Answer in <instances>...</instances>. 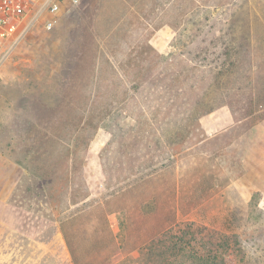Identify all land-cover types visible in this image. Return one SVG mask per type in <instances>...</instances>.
<instances>
[{"label":"rangeland","instance_id":"1","mask_svg":"<svg viewBox=\"0 0 264 264\" xmlns=\"http://www.w3.org/2000/svg\"><path fill=\"white\" fill-rule=\"evenodd\" d=\"M99 5L100 0H82L78 5H63L58 13V22L50 31L44 27V16L39 17L38 21H32L31 29L23 41L16 47L7 48L6 61L0 68V173L6 171L8 183L19 186L14 194L17 199L42 203L39 206L40 212L49 217V223L57 222L60 230V222L72 209L71 206L67 209L69 182L66 172L60 168L55 180L50 177L45 180V177L33 175L24 162L26 139L29 134L28 139H32L34 127L44 129L50 125L58 111H63L64 120H67L68 116L72 117L67 116V112H70V109L76 110L73 107H80L81 113L88 109L105 107L104 101H97L90 108V104L84 105L86 100L81 98L82 94L91 95L95 91L91 85L84 83L88 73L84 69V58L88 56L87 33L93 29ZM140 9L141 17H133L127 13V17L132 16L131 19H135V23H130V35L126 34L124 37L126 39L120 52L105 55L106 59L115 63L130 62L132 85L127 88L112 86L109 94L127 89L130 95H138V98L142 99L147 113L157 105L149 100L146 102L144 95H140L136 88L142 71L139 74L134 70V64L143 58L145 63L150 62L151 65L156 60L160 63L158 59L153 58L151 51L147 50L144 55L140 53L141 41L148 31H153L148 42L157 55L178 59V64L190 62L203 69L210 67L219 70L220 65L224 63L229 67L236 57L234 49L240 51L241 41H244L247 53L236 57L238 59L234 61L237 62L235 70L239 77L250 78L251 89H244L236 100H227L231 106L234 105L236 114L233 115L230 108L225 106L203 117L195 127L184 125L181 129L182 138H178L179 141L177 142V139L173 146H169L164 138L154 148L147 149V157L143 154L136 161L137 164L142 162L147 165H144V170L139 167L134 169L129 179L131 186H137L144 181L147 190L158 194V206L164 208L166 214L174 208L177 198L185 190H181L180 178L184 176V181L187 179L191 171V161L188 165L189 158L186 157L181 160L182 166L176 162L177 156L168 160L164 153L159 152L187 149L197 157V150L202 146L209 153L219 152L221 156L210 162L212 165L223 166L226 173L231 172V182L209 197H206L207 194L202 196L186 215L182 212L181 204L177 203V220L179 223L183 222L182 224L194 225L191 233L197 231L199 234L203 233L202 235L217 233L234 236L236 242L231 243L233 255L227 264H264V121L254 127L250 126L249 121L239 122L244 118L249 98L252 99L264 88V0H143ZM105 21V16L100 17L101 27L111 28L112 25ZM102 29L104 35L107 30L103 27ZM136 29L144 33L138 36L134 32ZM248 32L252 39L250 42H247ZM111 41L112 39H108L106 43L114 45ZM227 48L233 49L230 58L225 54ZM252 49L257 53L253 59L245 56L249 54L248 50ZM102 59L103 56L100 60ZM75 67L76 71L73 70ZM181 67L180 65L179 69ZM254 71L255 74H252ZM175 72L177 71L175 70L173 75ZM71 73L76 74L79 81L67 84V79L72 77ZM144 78V91L147 97L152 99L153 93L149 92L150 85H147V82L152 81L151 78L155 80L156 77L145 74ZM101 89L104 92L103 88ZM71 96H75L72 104ZM181 99L174 105L165 101L160 107L169 108V111L176 107L184 109L187 105ZM112 107L115 108V104H112ZM116 115L115 111L114 118L108 122L107 128L98 132L86 152L82 178L90 193L88 201L92 204L105 200L113 193L118 194L119 188L126 184L125 181H113V177L110 185L106 186L107 182L105 184L109 179L107 175H114L115 168L112 167L118 165L122 159L126 160L120 153L112 155L114 162L108 158L109 154L104 159L98 157L103 144L110 139L107 135L116 125L124 123L122 118ZM163 127L165 128L164 121H161L158 128ZM188 129L189 132H186ZM199 140L207 141L208 145L201 144L199 148ZM130 142L136 144L135 148L131 149L136 156L129 165L137 167L135 159L139 157V148L143 144L140 141ZM204 148L202 150H205ZM202 155L207 158L205 153ZM148 157L151 160H146ZM162 163L168 168L160 167ZM76 173L78 177L79 172ZM177 194L180 196L177 197ZM36 206L37 204H34L35 208ZM152 206L153 209L149 210L146 214L148 218L144 221L149 230L153 228L156 220L153 214L154 205ZM156 212H160L159 209ZM123 219V215L113 214L110 217L120 243H124L127 238ZM201 227L207 231H199ZM136 228L137 226H129L131 237ZM67 264H73L72 259L67 258Z\"/></svg>","mask_w":264,"mask_h":264},{"label":"trees","instance_id":"2","mask_svg":"<svg viewBox=\"0 0 264 264\" xmlns=\"http://www.w3.org/2000/svg\"><path fill=\"white\" fill-rule=\"evenodd\" d=\"M142 1L100 0L93 29L87 33L86 51L88 56L84 58V69L88 72L84 83L91 85L95 91L91 95L82 94L81 98L86 100L84 105L90 104V108L97 101H104L105 107L88 109L86 112L83 111L85 113L80 112V107L79 109L73 107L76 110L70 109V112H67V116H72L71 118L68 116L67 120H64L63 111H58L51 124L46 128L37 129L34 127L32 139H28L30 134L26 139V156L24 157L26 164H24L33 175L45 177V180L48 177L55 180L60 168L66 172V179L69 182L67 209L70 206L72 209L60 224L73 264H120L124 262L132 264H227L233 255L231 243L236 242L234 236L217 233L202 235L203 233L199 234L197 231L191 233L190 230L194 225L182 224L183 222L179 223L177 220L179 211L177 203L181 204L182 212L186 215L202 196L207 194L206 197H209L231 182L233 178L231 172L226 173L223 166L212 165L210 162L215 161V157L221 156L219 152L209 153L204 146L197 150V157L187 149L159 152L164 153L168 160L177 156L175 160L182 166L181 160L186 157L189 158L188 165L191 161V167L189 166L191 171L187 175L188 180L185 178L184 181V176L180 178L181 190L185 188L181 193L183 197L177 194V197H180L177 198L176 205L166 214L164 208L158 206L157 193L147 190L144 181H141L137 186H131L129 179L134 169L139 167L140 170H144V165L147 164L142 162L137 164L136 161L143 154H145V158L147 157L145 153L147 149L154 148L164 138L167 139L169 146H173L179 141L178 138H182L181 129L184 125L190 124L195 127L198 123L200 124L203 117L211 115L225 106L230 108L233 115L236 114L234 105L231 106L227 100H236L244 89H251L250 78L239 77L235 70L237 62H234L238 59L236 57L247 53V49L244 41H241V50L234 49L236 57L233 59L234 63L232 62L229 67L224 63V65H220L219 70L210 67L203 69L190 62L178 64V59L157 55L148 42L153 31L151 33L148 31L146 37L141 41L140 53L144 55L149 50L153 53V58L158 59L160 63L156 60L151 65L150 62L145 63L143 58L134 64V70L136 69L139 74L142 71L141 79L139 78L140 81L136 83L137 91L140 95H144L146 102L149 100L151 103L157 104L153 109H147L149 111L147 113L142 99L140 100L138 95H130L127 89L109 94L108 91L112 89L110 88L112 86L127 88L128 85H132L131 67L128 61L115 63L106 59L107 54L112 55L113 52H120L126 39L124 37L131 31L128 28L130 23H135V19H131L132 16L131 18L127 17V13L133 17H141ZM130 10L132 11L129 12ZM104 16L106 17L105 22L112 27L102 26L107 30L103 35V29L99 23L100 17ZM138 20L141 19L138 18ZM139 31L141 30L136 29L134 32L138 36L144 33ZM248 37L247 42H250L252 40L250 33ZM108 39H112L111 42L114 45H110V42L106 43ZM232 40L236 43V39ZM230 50L229 48L225 50L228 58L233 52V49ZM248 53L245 56L252 59L257 56L255 49L248 50ZM102 56L104 59L101 61ZM180 65L182 67L179 69ZM73 70L76 71L77 68L75 67ZM175 70L177 72L173 75ZM145 74H152L156 77L155 80L151 78L152 81L147 82V85H150L149 92H152L154 96L152 99H149L144 91V87H146L144 85ZM252 74H255V71ZM71 76L67 79V84L79 81L76 74L71 73ZM149 92L147 93L149 94ZM171 94L174 95L169 98ZM74 97H70L71 104ZM180 99L185 101L186 108L176 107L173 111H169V108L162 109L160 107L165 101L174 105ZM249 99L244 118L239 122L241 120L249 121L250 126L254 127L264 121V88L252 99L251 97ZM112 104H115V108L112 107ZM255 108H262L263 111L262 109L255 110ZM115 111L116 116L122 118L124 123L116 125L115 129L107 135L110 139L103 144L98 157L104 159L109 154L108 158L114 162L112 155L120 153L121 157L126 160L122 159L118 165L112 167L115 168L114 175L109 173L107 175L109 179L105 181V184L107 182L106 186L110 185L112 177L113 181H125L126 184L119 188L118 194L113 193L105 200L92 204L91 201H88L90 193L82 178L86 152L98 132L107 128L108 122L114 118ZM161 121H164L165 128L159 129ZM186 132H189V129ZM131 140L140 141L143 144L139 148V157L135 159L137 167L129 165L133 157L136 156L131 151L136 144L130 142ZM176 140L177 142H175ZM29 144L36 145L30 146ZM201 144L208 145V142L199 140L197 144L199 148ZM204 153L207 155L206 159L202 155ZM146 160L149 161L151 158L148 157ZM127 161L129 162L127 163ZM160 167L168 168L165 163H162ZM103 168L105 169V167ZM76 172H79L78 177H76ZM152 205H154L153 214L156 220L153 228L149 230L144 221L148 218L146 214L150 212V209H153ZM158 209L160 212H156ZM113 214L123 215V227L127 236L124 243H120L111 225L110 217ZM140 223L142 224L140 225ZM130 225L137 226L135 235L133 234L132 237L129 232ZM204 230L207 231L206 228L199 229L201 232Z\"/></svg>","mask_w":264,"mask_h":264},{"label":"crops","instance_id":"3","mask_svg":"<svg viewBox=\"0 0 264 264\" xmlns=\"http://www.w3.org/2000/svg\"><path fill=\"white\" fill-rule=\"evenodd\" d=\"M7 177L0 173V264H67L71 257L59 224L40 212L42 203L17 199L19 186Z\"/></svg>","mask_w":264,"mask_h":264},{"label":"built area","instance_id":"4","mask_svg":"<svg viewBox=\"0 0 264 264\" xmlns=\"http://www.w3.org/2000/svg\"><path fill=\"white\" fill-rule=\"evenodd\" d=\"M82 0H0V68L7 58V48L18 46L31 29L32 21L44 16V27L52 30L58 13L66 4Z\"/></svg>","mask_w":264,"mask_h":264}]
</instances>
